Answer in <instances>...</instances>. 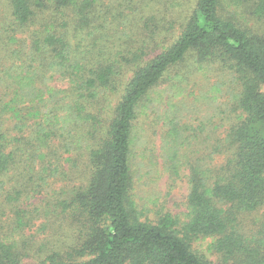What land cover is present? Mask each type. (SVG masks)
I'll return each instance as SVG.
<instances>
[{"label":"trees","instance_id":"obj_1","mask_svg":"<svg viewBox=\"0 0 264 264\" xmlns=\"http://www.w3.org/2000/svg\"><path fill=\"white\" fill-rule=\"evenodd\" d=\"M2 1L29 44L0 57V83L14 90L0 104V183L15 169L37 181L0 184L11 206L0 211V264H264V0H141L140 36L126 46L108 32L117 18L103 0ZM195 72L215 80L189 101L181 82ZM54 77L66 86L48 85ZM165 95L179 97L175 107L169 100L175 115ZM203 104L216 116L194 125ZM22 108L36 111L32 125ZM155 110L163 171H186L180 212L158 203L149 175L160 169L143 162L139 191L134 182L136 122ZM7 111L19 118L12 127ZM22 141L29 162L10 147ZM23 190L41 192V210L23 208ZM41 217L33 238L20 240Z\"/></svg>","mask_w":264,"mask_h":264},{"label":"rangeland","instance_id":"obj_2","mask_svg":"<svg viewBox=\"0 0 264 264\" xmlns=\"http://www.w3.org/2000/svg\"><path fill=\"white\" fill-rule=\"evenodd\" d=\"M155 2H158V0H152ZM103 3L105 6L103 7L104 13L106 11L107 16L110 13L109 9L111 10L112 14H115L117 18V22H111L108 27V32H115L113 33L112 39L116 41V39H120L119 42H116L115 44H125V46L130 42L131 44L134 43L138 37L140 36V29L138 28L136 22H134V19H137L138 16L142 14H146V10L143 8V2L141 0H103ZM108 6L110 8H108ZM113 7V9H112ZM108 8V9H107ZM140 9H142L145 12H140ZM127 17V20H133L130 24H126L127 21L123 22V19ZM15 27L16 24L11 20L9 7L7 4L0 0V57H5V60H9L12 52L15 49H22L24 50L26 46L29 44V29L26 31L23 30H17ZM259 27L264 32V21L259 25ZM127 32L128 35H125ZM8 33H11L12 35L15 34V38L17 41L11 43L8 40ZM22 71L24 73L29 72V75H31V69L24 68ZM126 76L130 75L129 71L125 72ZM125 76V77H126ZM32 77V76H31ZM34 80V78H33ZM215 80V78H208L205 79L203 72H195L187 75L185 78V81H182L181 84L185 88V95H189V92L191 91L193 94L188 96V100L191 101L193 99V96H195V93H198V87L201 85H204L207 83L212 84V82ZM48 85L53 87H65L66 81L62 80L61 78H56L50 80ZM167 88V84H164L161 91L163 89ZM12 91L10 88H7L3 85V83H0V104L2 102H7L12 95ZM169 96V95H168ZM168 96H163L162 102H166V112L168 111V114L175 115V110H169V100L173 101L170 103L172 107H175L174 103H179L180 99L179 97L173 96V98H168ZM161 99V98H160ZM168 102V103H167ZM201 107V110L199 113H196L195 115V122H192L194 125H197L201 119H207L210 116H212L215 112L214 107H210L207 104H203ZM164 108V109H165ZM19 113H21L20 118L25 119L26 125L30 126L35 121L36 117V111L33 109H26V111L22 108L18 109ZM171 111V113H170ZM183 111H186V107L183 108ZM8 116H5L4 119L6 120L7 127H12L14 124V120H18L19 118L16 116L13 111H7ZM216 115H213L212 117H215ZM163 118V117H162ZM27 119V121H26ZM157 120V122H156ZM205 125V124H204ZM213 127L212 124L207 123L205 125V132L208 131L211 133L210 129ZM208 128V130H206ZM8 129V128H7ZM8 131L12 135L20 136V138H24V140L29 137L28 130L24 128V132H19L18 129L15 130L14 128L8 129ZM136 132H138V136L142 139L143 142L139 144V148L133 153L132 156V173L134 174V182H136V185L138 186L136 190L139 189L138 185V179L136 178L138 174V166L145 162L146 166L151 164L152 169L154 171V168L160 169L161 172L152 173L149 175V182L152 186L156 185V189L158 190V203L162 204L163 207L168 208L171 211L174 212H180L184 210V201L187 194V182L185 173L186 171H182L181 174L178 176H174V178H171L168 176L166 172H164V163L162 160V157L160 156V146L162 142V138L165 134L162 124L160 122V118L158 115H156L155 111H149V113L144 117V115L141 118H138L136 122ZM203 133V136L205 134ZM206 135V134H205ZM201 136V137H203ZM23 140V141H24ZM21 144H12L10 147L11 149L13 147L19 146L18 155H22L23 158H25L24 162L30 161V153L33 150L31 145L27 142H23ZM143 145L144 150H142L140 147ZM15 149V148H14ZM185 149V148H184ZM188 149V148H187ZM186 149V151H187ZM141 151L144 154V159L142 158L143 155H141ZM156 163V164H155ZM15 174H13V182H4L1 181V185L8 186L13 184L15 186V183H19L18 185H33L36 183V179L29 180L32 174H29L28 171L16 173V169L14 170ZM61 177H57L54 182V186H63L64 188L67 186V183L60 180ZM9 178H7L6 181H8ZM60 180V182H59ZM52 179L49 180L48 183H50ZM155 182V185L153 184ZM142 187V185L140 186ZM18 188V186H17ZM146 189V188H145ZM24 194L21 196V201L23 202V208L25 209H35L38 208L41 210L43 205L45 204L43 199V195L41 192L38 193H27L28 190H23ZM139 191V190H138ZM21 205V204H20ZM10 204H7L4 202L2 195H0V211H4L5 209L10 210ZM263 209H260L259 212L250 214V217L245 219L246 224H248L250 219H252V225H247L248 228L252 229L253 227V221L255 217H259V213L262 212ZM42 221L41 218H37L34 221L33 225H28L25 227L23 232H21L18 235V238L21 240L24 238L25 241H29L33 238V231L35 230L36 226L39 225ZM216 258V257H212Z\"/></svg>","mask_w":264,"mask_h":264}]
</instances>
